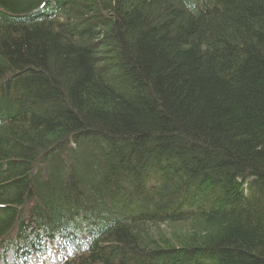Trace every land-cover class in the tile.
<instances>
[{
    "label": "trees",
    "instance_id": "obj_1",
    "mask_svg": "<svg viewBox=\"0 0 264 264\" xmlns=\"http://www.w3.org/2000/svg\"><path fill=\"white\" fill-rule=\"evenodd\" d=\"M50 248L264 264V0H0V262Z\"/></svg>",
    "mask_w": 264,
    "mask_h": 264
},
{
    "label": "rangeland",
    "instance_id": "obj_2",
    "mask_svg": "<svg viewBox=\"0 0 264 264\" xmlns=\"http://www.w3.org/2000/svg\"><path fill=\"white\" fill-rule=\"evenodd\" d=\"M206 225L200 220H193L189 221L185 224L183 223H173L167 224L157 227H145L151 239L164 240L165 242L168 241H178L187 243L193 235L202 236L201 233L205 232L207 229ZM53 254V253H52ZM57 261V256L54 255L48 256L45 258H41L39 256H35L31 259L30 264H59L60 262Z\"/></svg>",
    "mask_w": 264,
    "mask_h": 264
}]
</instances>
